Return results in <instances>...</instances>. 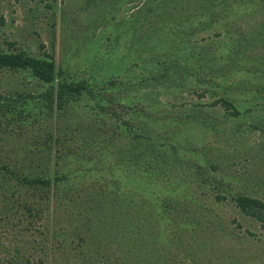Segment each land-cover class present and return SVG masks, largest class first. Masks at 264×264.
Here are the masks:
<instances>
[{
    "label": "rangeland",
    "instance_id": "374dc122",
    "mask_svg": "<svg viewBox=\"0 0 264 264\" xmlns=\"http://www.w3.org/2000/svg\"><path fill=\"white\" fill-rule=\"evenodd\" d=\"M45 2L54 6L46 7ZM158 3L160 0H0V48L12 42L29 53H53L67 75L87 80L108 97L119 93L130 99L133 95L126 83L127 68L116 78L110 70L128 64V59L148 69L165 66L176 78L185 76L183 84L177 85L175 80L173 85L157 89L163 110L168 112L161 128L177 116V134L202 137L201 147L219 164L224 185L264 201V0H174L170 12L157 9ZM151 6L157 16L148 24L140 19L141 29L135 32L148 34L147 42L141 39L144 42L129 48V41L121 44V39L114 53L102 46L100 20L109 9L117 18H127L129 13L148 11ZM111 23H106L107 34ZM79 41L88 47L82 54ZM73 49L75 53L70 55ZM114 54H118L117 61ZM187 66L192 75L186 72ZM207 74L218 84L206 83ZM37 89L38 83L21 72L0 74V93ZM218 97L231 100L239 110L237 118L225 116L228 112L214 102ZM95 98L83 95L77 105L55 111L49 121L35 123L18 137L15 131L4 132L0 127V162L33 176L51 174L53 160L58 168L69 164L71 170L81 172L84 155L78 162L72 156L62 161L40 151L30 164L26 150L34 146L30 139L40 136L43 129L72 139L86 128L101 126L103 131H112V119L94 113ZM180 127H187L186 131ZM70 141L62 146L69 148ZM114 143L113 148L122 141ZM96 158L89 159L91 165ZM83 174L81 182L85 183L86 172ZM3 176L0 174V264H264V230L226 202L204 204L205 209L197 205L204 196L194 197L191 204L177 202L174 208H167L176 220L172 231L166 229L164 237L130 249L117 244L123 239L115 232L102 244L100 218L111 212L104 208L96 213L95 207L78 202L87 192L81 191L82 183L59 182L44 197ZM145 213L153 212L146 209ZM171 224L166 223L165 228ZM173 234L177 237L172 238ZM79 236L84 237L80 240Z\"/></svg>",
    "mask_w": 264,
    "mask_h": 264
},
{
    "label": "trees",
    "instance_id": "16d2710c",
    "mask_svg": "<svg viewBox=\"0 0 264 264\" xmlns=\"http://www.w3.org/2000/svg\"><path fill=\"white\" fill-rule=\"evenodd\" d=\"M173 1L160 0L157 9L170 12ZM45 6L51 8L54 5L45 2ZM148 9V11H133L127 18H117L110 12L112 9H109V14L100 20L99 39L103 42L102 46L114 53L121 39L123 40L121 44L129 41V48L146 41L148 34L140 35L135 32L141 29L142 24L138 23L140 19H144L143 24H148L151 17L157 16L152 12V6ZM106 23H111L109 34L106 33ZM184 34L190 35L188 31H184ZM141 39L144 41H140ZM51 45L53 48L54 44ZM77 45L80 54L88 48L82 41ZM40 47L41 45L38 46ZM74 53V49L69 50L70 55ZM113 56L114 61H117L118 54ZM138 57L140 56H137V60H140ZM151 60L157 62L156 59L148 58V61ZM168 61L173 62L171 59ZM174 63V66H178L176 62ZM189 68L190 66H187L186 72L191 74ZM135 69L139 71L134 72ZM158 69L145 68L131 59H128V64L111 67L113 78L118 74H124L125 70L129 73L126 83L134 92L130 99L127 98L128 95L119 93L108 97L102 90L95 91L94 85L87 80L67 75L56 63L53 53L33 54L14 47L12 42H7L5 48H0V74L21 72L30 80H35L38 89L35 92L0 93L2 131H15L14 134L18 137L24 129H31L35 123L47 119L49 121L55 111L77 105V101L83 95H96L95 102L91 106L94 113L107 114L114 125L109 133L103 131L101 126L96 129L86 128L82 133H78L75 139H72L71 135L64 136L58 131L54 133L52 129H43L40 136L30 139L34 146L32 148L29 146L26 150L28 163L32 164L34 156L40 151H44L48 158L52 154L62 161L72 156L78 162L84 155L86 159L81 164L83 166L81 172L71 170L69 164L58 168L56 160H53L51 174L33 176L20 172L15 167L9 168L5 162H0V174L4 175V179L6 177L8 181L12 180L18 186L37 190L39 195L44 194L43 196L47 197L50 188L59 182L71 184L76 180L81 185V177L84 176L85 171L87 181L82 183L80 189L83 192L87 191L89 195L87 196L85 192L84 198L77 201L95 207L96 213L104 208L111 212L108 217L100 218L102 244H107L110 235L112 236L114 232L122 236L120 240L123 239L122 243L117 244L128 245L130 249L134 246H142L145 240L164 237L166 229L172 231L171 227L176 223V220L169 216L167 210L170 209L167 208H174L175 203L180 201L191 204L196 196L205 197L203 202L197 204L201 208L205 209L204 204L215 205L226 202L240 214L256 221L258 227L264 230V201L243 192L233 191L222 183L219 164L208 157V151L205 152L201 147L202 137L192 136L190 132L177 134L175 128L179 126L177 124L179 119L174 121L177 116L169 118L170 123L161 128L163 125L161 120L168 112L163 110L164 105L160 102L157 89L173 85L175 80L177 85L183 84L185 76L176 78L174 74L167 73L165 66ZM205 79L208 84H218L208 74ZM110 81L114 82V80ZM126 98L128 100H125ZM214 102L220 103L222 109L228 112L226 117L237 118L239 110L231 100L218 97ZM187 118L188 116L184 117ZM76 120L79 122L81 117ZM67 126V124L62 126L64 132ZM186 128L183 129L186 131ZM68 139H71L70 147L62 146ZM120 140L122 144L113 148L114 142ZM91 146L96 149L93 150ZM96 156L91 165L89 159ZM89 172L92 173L88 174ZM107 195H110V200H107ZM94 198L96 200L92 206ZM24 207L28 210L27 205ZM146 209L153 213L145 215ZM146 217L151 218V223H146L148 221ZM231 220L234 221V218ZM171 222L170 227L165 228L166 223ZM186 224L187 221L182 226ZM83 237L79 236V239L82 240ZM175 237L177 234H173L172 238ZM134 239L140 241L135 242Z\"/></svg>",
    "mask_w": 264,
    "mask_h": 264
}]
</instances>
